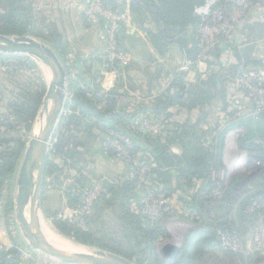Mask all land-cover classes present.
I'll return each mask as SVG.
<instances>
[{
    "label": "rangeland",
    "instance_id": "rangeland-1",
    "mask_svg": "<svg viewBox=\"0 0 264 264\" xmlns=\"http://www.w3.org/2000/svg\"><path fill=\"white\" fill-rule=\"evenodd\" d=\"M2 1L0 0V13L2 11ZM260 4L261 2L256 1L247 3L249 8L247 12L250 16L244 19V22H241L238 27L239 42L231 45L233 47V57L231 56L232 60L229 61L230 66L228 67L223 68L221 65H213L218 46L212 50L207 45L201 48L199 47V39L197 41L198 51L196 57L192 59L194 54L191 48L192 38L190 36L194 33L197 38L199 36L198 30H195L198 28L190 26L186 32L175 36V38L180 37L181 39H178L177 42L171 41L162 50L151 46L157 53H160L163 60L160 63L162 65L159 67L161 71H158V73L156 70L153 72L150 70L148 75L146 73L147 67L142 66L141 70L138 71L146 76L145 80L148 83L149 95L145 96V92L132 83V79L126 70L132 68L135 57H140L144 63L151 61V53L147 45V40L150 43V31L143 29L144 32L140 29L138 34L131 39V43H128L127 48L125 45L123 46L124 41L122 42L119 38L120 54L125 57L123 61L125 64L124 69L119 73L113 69H103L96 78L98 89L96 93L102 105L111 104L115 109L129 105L135 109L137 102L142 100L155 108L157 99L167 94L177 75H184V78L193 75V73L198 75L196 82L193 84L183 83V88L188 90L195 87V89L206 90L211 93L213 98L220 93L218 100L203 107L201 109L202 117L199 118L183 105L185 99L181 98V104H173L168 109L164 123L159 122L158 124V121L153 119L159 125V131L149 133V138L166 139L173 137V132L177 131L181 138L177 146L171 147L172 154L183 156L184 150L193 148L194 150L203 149L209 155H214L216 154L213 151L215 148L205 141V133L209 127L204 120L206 117H210L212 124L219 128V132L227 126L230 127L224 144V166L218 164L213 167L210 172V180L204 183L202 188L196 182H189L188 179L179 180L175 177L177 172L174 171L173 175L175 176H166L163 181H156L158 190L154 191L151 187L153 183L147 179L150 175V168L132 158L131 151L134 148L132 140L129 139L131 143L129 146L127 143L128 138L119 134L122 138L119 143L123 145L122 147L119 144L120 147L125 148L131 155L129 158L122 157L118 159V150L110 148L111 159L120 165L122 169V173L116 176L113 181V188H116L117 192L116 196L108 195L105 200H102L105 190L97 193L94 203H92V215L85 218V222H75L74 211H79L83 207L85 194L90 188V186L85 188L87 180L78 182L77 178L85 177L102 182L104 180L103 174H105L104 167L107 163L102 162L101 159L89 157L86 152L78 157L79 161L76 163L71 160L65 162L56 158L58 169L53 174L44 176L42 183L43 196L42 201H40L39 212L46 240L57 247H60L59 243L61 242H63L62 244L71 243L78 248L90 247L65 236L56 227V221L78 224L77 227L81 228L83 232L91 235L95 241L102 243L109 249L104 251L121 257L132 264H174L181 260L188 262V258L184 257L187 252L188 238L209 230L215 232L221 242L217 254L209 253L210 264H264V255L256 251L257 248L251 240L253 231L261 226L264 227V195L261 196V194H264V141L257 136L256 132L259 129L262 133L264 132V122L260 118L263 110L254 108L255 114L253 112L247 114L244 119L240 118L239 121L241 122L235 120V117L240 116L237 111V108H239L238 100L240 102L244 101V96L249 92L242 82L244 75L248 70H257L261 65L258 56L264 57V20L260 18L256 11ZM232 9L230 4L223 7L226 14L227 11ZM125 12L129 14L130 19L135 20L137 25L144 28L147 15L139 7L135 6L129 12ZM32 15L33 17L37 16L34 18L37 23L35 26L36 34L25 36L51 47L50 43L43 42L42 39L45 36L51 37L45 26L49 25L47 22H50V20H46V22L38 17L41 13L37 11H32ZM201 22L200 18V25ZM100 29L98 31L102 32V28ZM7 36L16 37L17 35ZM182 41L185 44L183 48L181 47ZM74 43L65 44V50H71L74 54L81 52V50L75 49L76 45ZM175 44L179 45L182 50H175L176 47L174 49L173 46ZM234 49L238 50L234 52ZM67 60L72 63L74 60L73 55ZM96 70L98 68L94 66L90 72L95 75ZM107 73H114L118 77L115 88L110 91L102 87L101 75ZM51 78L50 71L29 56L0 53V114L8 112L9 104L20 99V101L24 100V92L36 98L37 93L44 90L45 98ZM149 79L150 81H148ZM210 79L219 82L218 85L210 83ZM163 83L166 86L164 89L162 87ZM69 94L71 95L70 92ZM257 99L259 102V97ZM183 111H186L187 115L181 117ZM38 116L32 124L30 133L24 134V126L21 123H16L15 126L17 127L9 135L14 140L23 138L26 145L13 182V213L10 216L13 219V224L10 227L11 231L8 229V217L5 207L8 186H5L0 193V246L3 248L9 247L7 249L12 248L10 233L12 232L19 242V246H16L21 252L23 264H64L47 257L31 246L24 237L16 217L15 198L20 168L29 142L35 135ZM141 117L147 118L148 122L151 118L145 113H142ZM10 119L12 118L10 117ZM0 130L2 131L1 128ZM245 139H251V143L262 146L263 152L256 153L241 149L240 143ZM83 141H85V137ZM14 145L15 142L13 141L11 146ZM132 180L136 183L134 188L139 191L142 190L138 193V196L135 194V189L124 190L123 183ZM194 201L198 203L197 206L193 204ZM64 206L70 209L69 213H64ZM77 219L82 220L83 216ZM224 220L231 222V225H237L233 234H238L239 238L243 240L241 251L243 253H234L224 246L221 237L222 234L227 233L223 225V222H226ZM240 222H245V224L242 225ZM141 226L159 232L163 231V235L156 241H153L151 235H148L145 239H139L136 230ZM241 231L244 233V237L239 233ZM50 234L60 238L61 240L57 241L59 243L53 241ZM166 242L181 247L182 251L177 259L170 260L163 256L161 249ZM209 251L207 250V253Z\"/></svg>",
    "mask_w": 264,
    "mask_h": 264
},
{
    "label": "trees",
    "instance_id": "trees-1",
    "mask_svg": "<svg viewBox=\"0 0 264 264\" xmlns=\"http://www.w3.org/2000/svg\"><path fill=\"white\" fill-rule=\"evenodd\" d=\"M104 1L109 7L123 11V9L114 5L111 0ZM138 1L139 4L136 7H139L141 11L147 15V19L154 27V33L150 35L151 42L155 48L162 50L171 41L177 42L178 39H181L180 37L175 38V36L186 32L188 27L194 26L195 28H199L200 18L195 14V9L202 6L206 0ZM85 20L88 22L86 17ZM0 23V34L2 35L25 36L27 34H36L35 26L37 23L34 20L32 11L27 5L26 0H3ZM89 25L91 26L90 23ZM45 26L51 37H42L43 42L50 43L51 48L62 58V61H64L69 75L68 90L71 93V97H69L65 113L62 116L54 136L52 147L46 161L44 176L56 172L58 169V165L55 161L56 158L62 159V161L65 162L71 160L73 163H76L79 161L78 157L85 154V152L92 158H97L103 154L111 158L106 144L111 139L112 133L120 134L132 140L134 146L131 151L132 158L136 159L139 163L146 164V166L150 168V175L147 179L149 182L153 183L151 187L154 191L158 190L156 181L161 182L166 176H175L173 175L174 171L177 172V176L175 177L179 180L188 179L189 182H196L197 185L202 188L203 184L210 180L211 169L218 164L224 166V144L230 127L227 126L219 132V128L212 124L210 117H206L204 120L209 126V130L205 133V141L208 145H211L217 150H213L216 152L214 155H209L203 149L194 150L193 148L184 150L183 156L174 155L171 152V147L177 146L181 138L177 131L173 132V137H168L166 139H150L148 133L143 132L139 128H133V122L139 120L142 113L149 116L151 115L153 116L152 119L164 123L168 114V109L173 106V104H181V98L185 99L183 105L186 106L191 113H194L196 117H202L201 109L214 103V101L216 102L220 93L213 98L211 93L206 90L195 89V87L185 90L183 88V83L189 82L193 84L198 80V75L193 73V75L191 74L185 78L184 75H177L167 94L157 99L155 108H152L147 102L139 103L135 109L129 105L123 106L120 109L105 106L101 104L96 93L98 90L96 87V78L100 70H96V74L93 75V73L90 72L91 68L97 66L102 67V69L111 70L112 67H116L121 72L124 67L117 62L114 66H111L106 60L105 54L103 57H92L82 52H76L74 54L71 50H65V44L69 43L66 42L64 36L60 35L56 28L51 25ZM190 37L192 38L191 48L194 54L192 55V59H194L198 51V38L195 33ZM184 45L182 41L181 47L183 48ZM235 50L238 49H234V52ZM232 54L233 47L224 42L217 49L216 59L212 64L215 66L221 65L223 68L228 67L230 66L229 61L232 60L231 56L233 57ZM72 55L74 60L72 63H69L67 59ZM209 81L216 86L219 83L212 79ZM43 91L44 90L38 92L36 98L24 92V100L20 101L21 99L19 98V101L9 104L8 114L4 112L0 114V124L5 127V130H0V193L5 186H8V196L5 207L9 231H11L10 227L11 224H13V219L10 218L13 213V182L26 145L23 138L14 140L10 138L9 135L13 129L17 127L15 126L16 123H21L24 126V134L31 132L32 124L41 111L44 100ZM243 99L244 101L241 102L238 100L239 105L237 103L239 106L237 111L240 116L235 117V120H237L236 122L241 120L240 118L244 119L253 109L247 94ZM10 117L12 119H10ZM260 118L262 122H264V113L261 114ZM252 131L253 128L251 129V133ZM256 132L257 136L264 141V132L262 133L261 129L256 130ZM84 137L85 141H83ZM251 139L242 140L240 148L247 151L262 153L263 147L256 143H251ZM13 141L15 145L11 146ZM84 180H87L85 188L98 182L91 180V178H77L78 182ZM135 185L136 183L133 180L123 183L124 190L135 189ZM141 191L142 190L139 191L135 189L136 196H138V193ZM116 193V188H112L111 190L105 188L102 200H105L108 195L115 197ZM263 195L264 194H261V196ZM193 204L195 206L198 205L196 201H194ZM242 218H244V216H242ZM240 223L242 225L245 224V222ZM251 223L254 224L253 222ZM231 224V222H223L226 229L225 232L235 233L237 225L234 226ZM56 227L65 236L71 237L83 245L101 250H109L105 245L95 241L91 235L83 232L82 229L75 224L56 221ZM136 231L139 239H145L148 235H151L153 241H156L163 235V231L159 232L155 229H149L146 226H141ZM10 233L11 240L15 246L11 249L0 246V264H23L21 252L17 247L19 246L17 237L12 232ZM200 233L201 234H196L187 239L188 246L184 257L188 258V262L181 260L174 264L211 263L208 258L210 256L209 253L217 254V250L221 246L220 238L215 232L209 230ZM239 233L244 237L242 231ZM207 250L210 251L207 253Z\"/></svg>",
    "mask_w": 264,
    "mask_h": 264
},
{
    "label": "water",
    "instance_id": "water-1",
    "mask_svg": "<svg viewBox=\"0 0 264 264\" xmlns=\"http://www.w3.org/2000/svg\"><path fill=\"white\" fill-rule=\"evenodd\" d=\"M0 53L29 56L47 68L52 77L38 116V123L43 126L29 142L18 178L16 217L24 237L41 253L64 264H132L101 249L81 247L76 251H65L46 240L39 212L42 183L50 147L71 96L67 88L68 70L51 47L28 36L0 34ZM102 183L107 190H111L114 185L107 179ZM161 250L163 256L170 260L177 259L182 251L181 247L167 242Z\"/></svg>",
    "mask_w": 264,
    "mask_h": 264
},
{
    "label": "built area",
    "instance_id": "built-area-1",
    "mask_svg": "<svg viewBox=\"0 0 264 264\" xmlns=\"http://www.w3.org/2000/svg\"><path fill=\"white\" fill-rule=\"evenodd\" d=\"M254 1L258 3L261 2L256 11L260 18L264 20V0H206L202 6L197 7L195 9V14L202 20L201 25L197 29L199 47L202 48L204 45H207L212 50L217 46L219 48L224 42L230 45L238 44V27L241 22H244V19H247L250 16L247 12L249 9L247 3ZM228 4H230L233 9L227 11L226 14L223 7ZM84 12L87 21L93 27L102 28L106 60L111 66H114L116 62L124 66L125 64L123 61L125 57L120 54L119 38L125 26L130 23L129 14L125 11L109 7L104 0H87ZM258 57L261 62L260 67H258L257 70H248L242 80L249 90L247 96L253 106V114H255L254 110L256 108L263 110L261 114L264 113V57ZM112 69L119 73V70L116 67H112L111 70ZM257 97H259V102ZM158 124L152 118H150L148 122L147 118L140 117L139 120L133 122V128H139L148 134L157 133L159 131ZM0 128L2 130L5 129L1 124ZM116 134L117 133H112L111 139L106 144L108 152L110 153V148H114L118 150V159L122 157L129 158L131 155L130 152L125 150V148L123 149L120 147V145L123 147V145L119 143V140L121 141L122 138H120L119 134ZM127 140V143L130 146L131 143L129 139ZM104 190L105 187L102 182H96L90 186L88 192L85 194L83 207H81L79 211H74L75 222H85V218H89L92 215V203H94L95 196L97 193ZM81 216H83V219L78 220L77 218ZM221 237L226 248L234 253H243L241 252L243 240L239 238L238 234L226 233L225 235L222 234ZM251 240L257 248L256 251L259 254L264 255V227L261 226L256 231H253Z\"/></svg>",
    "mask_w": 264,
    "mask_h": 264
},
{
    "label": "crops",
    "instance_id": "crops-1",
    "mask_svg": "<svg viewBox=\"0 0 264 264\" xmlns=\"http://www.w3.org/2000/svg\"><path fill=\"white\" fill-rule=\"evenodd\" d=\"M114 5L117 7L123 9V11H130L131 8L138 6L139 1L138 0H111ZM27 5L30 7V10L33 12H39L41 13L40 18L43 20H50V22H47L52 27L56 28L57 32L64 36L66 42L74 44L76 50H81L82 53H85L88 56L97 57L101 56L103 57L105 54V46L103 41V34L102 32H99L98 30L100 28H93L89 25L88 22L85 20V7L87 5V0H26ZM133 4V5H132ZM135 5V6H134ZM37 16H34L36 18ZM145 29L150 31L149 36L154 33V27L147 19L144 23V28L142 26L137 25L135 23V20L130 19V23L125 26L122 34H121V41L123 42V46L128 47V43H131V39L134 38L138 34V30ZM101 30V29H100ZM144 31V30H143ZM145 32V31H144ZM150 38V37H149ZM150 43L147 40V45L149 47V51L151 53V61L149 62H143V59L140 57H135L133 59V64L131 69H127V73L129 77L132 79V83L134 85H137L141 88L143 92H145V96L149 95V88L148 83L145 80V75L141 72H138L141 70V66L146 68V73L149 75L150 70L153 72L154 70L161 71L160 70V64L163 60L160 53H157L153 46L151 39ZM70 45V44H69ZM175 50L181 51V47L179 45H173ZM178 46V48H177ZM165 62V61H164ZM166 63V62H165ZM100 72L103 70L102 67H97ZM160 74V73H159ZM135 79H133V78ZM102 81V87H104L106 90L110 91L113 88H115L116 81H118V77L114 73H107L101 75ZM150 81V79L148 80ZM163 89L166 87L165 84H162ZM110 97V96H109ZM141 102H146L144 100L138 101L137 105ZM113 107L111 104L106 105ZM115 108V107H113ZM183 115H187L186 111H183L181 117ZM151 116V115H150ZM153 118V116H151ZM208 126V125H207ZM209 127V126H208ZM209 130V128H208ZM207 130V131H208ZM178 155V154H176ZM180 155V154H179ZM98 159H101L102 162L107 163L105 165V174L104 180H110L112 183L114 181V178L122 173V169L120 168V165L116 164L111 158H109L106 155H101L97 157ZM70 176H72L70 174ZM43 192H41V199L42 201ZM70 209L68 207L64 206V213H69ZM13 245V242L11 244V247ZM9 248V247H7Z\"/></svg>",
    "mask_w": 264,
    "mask_h": 264
},
{
    "label": "bare ground",
    "instance_id": "bare-ground-1",
    "mask_svg": "<svg viewBox=\"0 0 264 264\" xmlns=\"http://www.w3.org/2000/svg\"><path fill=\"white\" fill-rule=\"evenodd\" d=\"M42 126H43V124L42 123H37V126H36V128H35V134H38V132L40 131V129L42 128ZM50 237H51V239L54 241H59V239L60 238H58V237H55V236H53V235H51L50 234ZM61 240V239H60ZM57 243H59V242H57ZM56 243V244H57ZM63 242H61V243H59L60 244V248H62V250H67V251H69V250H79L80 248H78V247H76L75 245H73V244H71V243H68V244H62Z\"/></svg>",
    "mask_w": 264,
    "mask_h": 264
}]
</instances>
